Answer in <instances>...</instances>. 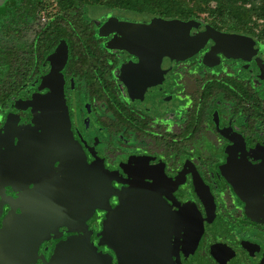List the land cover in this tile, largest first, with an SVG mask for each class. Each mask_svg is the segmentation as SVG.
<instances>
[{"label": "flooded vegetation", "instance_id": "af4514ba", "mask_svg": "<svg viewBox=\"0 0 264 264\" xmlns=\"http://www.w3.org/2000/svg\"><path fill=\"white\" fill-rule=\"evenodd\" d=\"M94 1L0 0V264H264V0L145 69L156 17ZM135 195L160 206L121 244Z\"/></svg>", "mask_w": 264, "mask_h": 264}, {"label": "water", "instance_id": "95a60500", "mask_svg": "<svg viewBox=\"0 0 264 264\" xmlns=\"http://www.w3.org/2000/svg\"><path fill=\"white\" fill-rule=\"evenodd\" d=\"M188 24L189 23L179 21V19L164 20L156 17L148 25H132L130 31L139 34L137 40L132 41V44L136 47V52L143 55L142 60L144 64L141 69L153 66L156 61H166L173 53V48L175 50L177 45L179 43L181 44L182 39L185 38V31L184 35H181L182 29L188 27ZM129 28L130 26L125 27V29ZM140 34L142 36V41H140ZM128 43L129 42H127V44ZM228 47V45L220 40L217 41V49H227ZM146 62L147 64H145ZM50 80L51 78L47 80V86L53 83H49ZM51 88L53 89L52 98L46 102L49 104L47 107L53 112V109L57 108L60 104L62 90L56 86H51ZM52 112L46 117L48 120L47 124H50L48 125L50 130L46 131L47 135L45 139H47L49 134L54 131V127H57V118ZM159 206L160 204L158 203L153 206L152 202L145 200L140 195H135L131 198V200L123 203L111 217V227L113 228V231H116L117 233V241L121 244H125L129 241L127 238L130 235L129 231H133L132 239L133 241L138 242L139 234H137V231L141 229V222L144 218L143 214H145V212H151L152 208H154L155 211H158ZM126 250L127 252L129 251L128 248H126ZM121 257L120 264H126L130 260L124 251H122Z\"/></svg>", "mask_w": 264, "mask_h": 264}, {"label": "trees", "instance_id": "16d2710c", "mask_svg": "<svg viewBox=\"0 0 264 264\" xmlns=\"http://www.w3.org/2000/svg\"><path fill=\"white\" fill-rule=\"evenodd\" d=\"M94 3L121 10L145 11L148 19L187 20L200 13H208L212 18L211 25L229 29H248L252 16L261 12L252 0H96ZM247 4H252V7L247 8Z\"/></svg>", "mask_w": 264, "mask_h": 264}, {"label": "rangeland", "instance_id": "374dc122", "mask_svg": "<svg viewBox=\"0 0 264 264\" xmlns=\"http://www.w3.org/2000/svg\"><path fill=\"white\" fill-rule=\"evenodd\" d=\"M202 16H206V17H209L210 18V15L208 14V13H200ZM160 19V18H159ZM165 20V19H164ZM171 20H174V19H171ZM179 21H183V22H185V23H189L188 24V27H185V28H183L182 29V36L184 35V31H185V33H186V36H185V38L184 39H182V43L180 44H178L177 45V47L176 48H180V46L184 43L185 44V46H193V44H190V42L191 41H188V40H185L187 37H192V35L194 34V33H196L197 31H199V30H202L203 29V27H204V24H202V23H200V22H198V21H195V20H179ZM181 41V40H180ZM178 43V42H177ZM172 52H174V48H173V51ZM172 56H173V53L168 57V59L167 60H170V59H173L172 58ZM177 55H175L174 56V58L176 57ZM160 62V61H159ZM161 63V62H160Z\"/></svg>", "mask_w": 264, "mask_h": 264}]
</instances>
